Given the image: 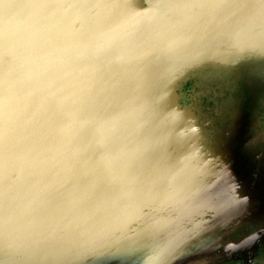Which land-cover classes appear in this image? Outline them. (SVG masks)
Listing matches in <instances>:
<instances>
[{
	"label": "water",
	"instance_id": "obj_1",
	"mask_svg": "<svg viewBox=\"0 0 264 264\" xmlns=\"http://www.w3.org/2000/svg\"><path fill=\"white\" fill-rule=\"evenodd\" d=\"M232 27L264 34V0H0V98L20 105L0 139L21 137L5 167L0 153L2 264H111L150 241L131 139L167 121V92L115 50L144 35L227 47Z\"/></svg>",
	"mask_w": 264,
	"mask_h": 264
},
{
	"label": "rangeland",
	"instance_id": "obj_2",
	"mask_svg": "<svg viewBox=\"0 0 264 264\" xmlns=\"http://www.w3.org/2000/svg\"><path fill=\"white\" fill-rule=\"evenodd\" d=\"M226 33L225 39L217 35L227 47L215 49L201 45L184 49L173 41L144 35L115 50V59L125 51L130 53L129 61L147 71L138 75L151 88L155 85L150 76L155 77L167 92L168 106L166 122L148 128L140 144L137 138L131 139L133 148L138 147L132 167L146 174L143 183L149 185V201L137 210L135 232L150 241L144 243L141 238L135 249L105 263L251 264L264 260V173L251 177L235 156L216 155L198 124L199 117L180 106L175 95L176 84L185 79L264 88V34L252 35L234 27ZM15 98L20 101L21 97ZM19 108L18 102L1 97L0 123L2 112ZM20 140L12 135L0 139L2 167L15 153L8 145Z\"/></svg>",
	"mask_w": 264,
	"mask_h": 264
},
{
	"label": "flooded vegetation",
	"instance_id": "obj_3",
	"mask_svg": "<svg viewBox=\"0 0 264 264\" xmlns=\"http://www.w3.org/2000/svg\"><path fill=\"white\" fill-rule=\"evenodd\" d=\"M232 86H226L224 80L209 85L189 79L176 92L177 101L199 117L198 124L213 152L235 156L253 177L264 173V88ZM251 264H264V260Z\"/></svg>",
	"mask_w": 264,
	"mask_h": 264
},
{
	"label": "trees",
	"instance_id": "obj_4",
	"mask_svg": "<svg viewBox=\"0 0 264 264\" xmlns=\"http://www.w3.org/2000/svg\"><path fill=\"white\" fill-rule=\"evenodd\" d=\"M187 81H189V80H187ZM187 81L182 82V83L180 84V86H179V88H178L177 91H180V90L182 89V87L186 84ZM177 91H176V92H177ZM176 94H177V93H176Z\"/></svg>",
	"mask_w": 264,
	"mask_h": 264
},
{
	"label": "crops",
	"instance_id": "obj_5",
	"mask_svg": "<svg viewBox=\"0 0 264 264\" xmlns=\"http://www.w3.org/2000/svg\"><path fill=\"white\" fill-rule=\"evenodd\" d=\"M2 256V255H1Z\"/></svg>",
	"mask_w": 264,
	"mask_h": 264
}]
</instances>
